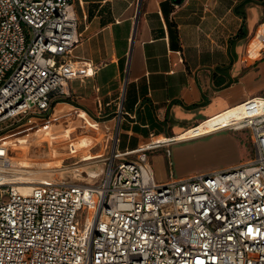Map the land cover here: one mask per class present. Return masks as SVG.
Returning a JSON list of instances; mask_svg holds the SVG:
<instances>
[{"label": "built area", "instance_id": "built-area-1", "mask_svg": "<svg viewBox=\"0 0 264 264\" xmlns=\"http://www.w3.org/2000/svg\"><path fill=\"white\" fill-rule=\"evenodd\" d=\"M74 2L0 0V264H264V96L178 137L248 130L254 154L233 167L159 182L149 152L163 143L150 142L136 158L116 149L94 181L85 172L23 192L7 177L13 159L2 137L24 126L38 133L72 96L71 82L95 74L73 56L81 40ZM255 39L264 50V21ZM121 118L105 126L112 140Z\"/></svg>", "mask_w": 264, "mask_h": 264}, {"label": "crops", "instance_id": "crops-1", "mask_svg": "<svg viewBox=\"0 0 264 264\" xmlns=\"http://www.w3.org/2000/svg\"><path fill=\"white\" fill-rule=\"evenodd\" d=\"M74 7L81 40L73 56L91 62L96 71L71 82L72 114L91 126L90 114L108 123L122 116L117 149L126 158L165 140L149 152L159 182L194 174L182 162L197 142L228 140L235 151L238 160L213 170L246 161L237 154L245 129L178 137L249 98L264 96V50L248 51L264 21V0H75ZM64 103L53 114L63 113L58 105ZM60 136L71 137L67 129L52 134ZM96 139L93 145L101 142ZM28 140L23 142L28 145ZM102 152H84V159Z\"/></svg>", "mask_w": 264, "mask_h": 264}, {"label": "rangeland", "instance_id": "rangeland-1", "mask_svg": "<svg viewBox=\"0 0 264 264\" xmlns=\"http://www.w3.org/2000/svg\"><path fill=\"white\" fill-rule=\"evenodd\" d=\"M69 100H63L67 103L58 105V108H63V113H54L51 119L42 121L44 129L38 133L24 126L10 132L8 136L2 137L10 145L15 164L18 163L16 159L38 161L29 166H23L24 169L31 172H25L26 176L22 177V180L33 183L42 179L56 181L77 179L82 178L85 172H90V175L93 174L95 180H98L105 172L106 164L110 162L113 153L118 148V140H112V135L105 132V126L111 124L114 130L116 124L115 122H104L103 118H97L92 114L89 115V118L95 123V126L86 124L85 118L78 114H72L75 109L68 104ZM96 121L99 123L97 124ZM63 129H67L71 137H52L54 132ZM82 131H88L90 134H80ZM242 135L244 138L237 140L239 144L237 154L240 159L248 160L254 154L251 134L245 130ZM97 136L101 142L93 145L92 140H97ZM25 139H29L28 145L23 142ZM161 149L163 150V148H158L156 151ZM99 151H103L101 156L84 159V152L95 154ZM190 151L192 152L188 154L193 155L187 156L182 164L187 165L186 167H189L191 173L210 171L222 164L238 160L228 140L197 142L191 146ZM175 156L176 153L171 157L173 161L175 158L177 159ZM128 158H136V156H128ZM171 166L173 173L178 175L176 163L172 162Z\"/></svg>", "mask_w": 264, "mask_h": 264}, {"label": "bare ground", "instance_id": "bare-ground-1", "mask_svg": "<svg viewBox=\"0 0 264 264\" xmlns=\"http://www.w3.org/2000/svg\"><path fill=\"white\" fill-rule=\"evenodd\" d=\"M256 40L257 39H255L253 41L252 47H251V50H252L253 54H256L258 52V41H256ZM237 111H238L237 108H231L230 110H228L225 113H223L221 116L203 123L202 125H200L199 129L202 130V129L205 128V126L212 127L213 125L218 124L220 122H225L229 118H231ZM192 132H194V130H191L189 133H187L185 135L183 134L180 137L183 138V137L189 136V135L192 134ZM162 141H165V140H157L155 142H162ZM16 160L18 161V163L15 164L14 161H13V165H12L11 169L9 170L10 174L7 175V177L10 178L11 182H16V183L20 184L19 188H20L21 191L27 192V191L30 190L32 185L34 183H36V182L30 183V182H28V181H26L24 179L23 180L21 179L22 177L26 176L25 172H31L28 169H24L23 166H29L30 164H34V163H36L38 161L34 162V161H31V160L30 161L29 160L22 161V160H18V159H16ZM37 182H39V181H37Z\"/></svg>", "mask_w": 264, "mask_h": 264}, {"label": "water", "instance_id": "water-1", "mask_svg": "<svg viewBox=\"0 0 264 264\" xmlns=\"http://www.w3.org/2000/svg\"><path fill=\"white\" fill-rule=\"evenodd\" d=\"M177 2H181L182 0H176Z\"/></svg>", "mask_w": 264, "mask_h": 264}]
</instances>
